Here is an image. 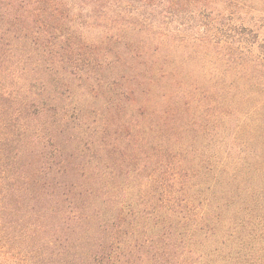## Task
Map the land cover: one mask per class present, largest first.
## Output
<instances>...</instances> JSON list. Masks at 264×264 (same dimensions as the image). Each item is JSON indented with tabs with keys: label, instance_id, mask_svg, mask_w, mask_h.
Wrapping results in <instances>:
<instances>
[{
	"label": "trees",
	"instance_id": "obj_1",
	"mask_svg": "<svg viewBox=\"0 0 264 264\" xmlns=\"http://www.w3.org/2000/svg\"><path fill=\"white\" fill-rule=\"evenodd\" d=\"M83 18L113 22L115 31L106 32L103 41L118 42L120 49L77 36L75 23ZM149 34L163 44L178 40L172 49L185 41L204 45L240 66L258 87L249 99L262 96L253 110H264V0H0V264H264L243 235L250 229L249 238L264 240V149H248L244 168L228 169L230 154L222 155L212 168L214 182L207 184L204 177L212 169L197 161V154L188 159L189 147L169 144L166 152L155 146L158 157L173 158L171 165L165 171L160 164L149 167L140 187L127 183L124 191L111 179L89 181L95 168L73 163L87 155L89 134L98 132L93 147L97 143L99 151L111 147L101 136L115 122L116 133L119 127L139 133L136 151L145 158L157 154L145 150L150 139L141 135L140 120L147 117L143 104L129 119L124 108L134 107L137 94L152 91L138 87L154 81V74L157 79L169 74L153 68L145 77L149 60L127 72L114 73L111 65L133 58L124 36L134 41ZM53 54L57 61H47ZM32 58L40 75L29 80L22 95L2 83L5 75L18 81L14 68L26 69ZM102 71L109 75L101 76ZM71 84L106 101L112 116L110 125L99 120L102 134L91 130L96 123L84 114L86 108L67 102L73 97ZM177 96L178 89L160 95L155 111L161 117L154 128L176 120ZM73 130L86 140L82 148L78 143L64 151L59 139ZM144 166L138 173L147 170ZM229 170L239 173L232 176ZM226 173L234 180L219 178ZM238 176L257 179L238 181ZM233 186L243 193L239 201L231 195ZM228 195L230 207L222 208Z\"/></svg>",
	"mask_w": 264,
	"mask_h": 264
},
{
	"label": "rangeland",
	"instance_id": "obj_2",
	"mask_svg": "<svg viewBox=\"0 0 264 264\" xmlns=\"http://www.w3.org/2000/svg\"><path fill=\"white\" fill-rule=\"evenodd\" d=\"M75 27H77L76 35L91 45L98 46L100 43H104L105 46L114 51L120 49V43L118 42L109 41L106 43V41H103L106 38V32L115 31V26L111 21H87L83 18L76 20ZM65 28L67 29V27ZM144 35L135 37L134 41L132 39L128 40V35L124 36L121 41L128 42L131 52H133V58L131 60L129 57L130 61L121 63L118 61L111 65L112 67L114 66V73L119 70L127 72L139 65L137 64L138 61L149 60L143 66V75L145 77L151 75L153 68L158 73L169 74L161 79L155 78L154 74V81L144 82L138 87L139 91L151 88L152 91L137 94L135 101L131 99L134 107H129V104H127L124 108L127 109L126 113H128V116L124 119H129L131 115L135 114L137 110L135 107L143 104L142 110L147 117L140 120L141 135L144 132L145 138L149 137L151 147L149 146L150 149L148 147L145 150L156 152L157 154L154 155V158H145V155L136 151L135 140L139 137V133L135 132L134 127L130 131L119 127V132H115L117 123L114 121V116L111 121L113 120L115 125L111 124L106 133L102 134L101 128L99 130V127H97L99 120L108 123L107 117L108 115L110 117L111 114L110 110L107 111L105 108L106 101L102 98L98 100L83 95L81 88L76 87L75 84L70 85L73 97L69 98L67 102H73V104L86 108V110L84 109V114L92 115L90 122L95 121L96 123L92 125L91 130H99L103 135L101 138L105 137L111 147L108 146L106 148L108 153L107 150L99 151L97 143L93 147L94 140H98V132L94 135H88L87 140L91 141V145L83 137L78 139V134L74 130L70 133H65V136L59 139L60 146L64 151L71 152V149H75L78 143L82 148L85 141L87 155L83 156L81 160L75 159L73 163L85 164L90 170L95 168V170L90 171L89 181L101 178L111 179L123 191L127 188V183L131 185L137 184V188L140 187L139 182L146 179L144 176L150 175L151 168L149 167L160 164L161 170L165 171L167 169L166 165H171L169 161H172L173 158L164 154L158 157L157 149H152L155 146H158L163 151H166L169 144H173L175 147L179 144L182 147L187 146L192 150V153H188V159L197 154L196 160L200 161L203 159L208 166L207 168L210 169L214 167L216 160L222 159V155L230 154V159L226 161L229 166L228 169L234 166L244 168V160L247 159L248 149H259V151L264 149V110H253L260 103L262 96L249 99L250 93L257 91L258 87L254 86L253 81L249 80L246 71L240 66V68H234L236 65L228 62L226 58L218 57L215 51L205 48L204 45L201 46L185 41L181 42V46L178 45L175 49H172V44H179L178 40L173 41L172 44L169 41L163 44L156 41L157 35L155 34H149L146 38H144ZM153 38L156 40H152ZM28 47L27 44L25 48L27 49ZM101 49L105 48L102 47ZM55 50L59 51V47ZM53 55V57L48 55L46 57L47 61H52V59L57 61L58 56L56 54ZM99 56L103 58V50ZM34 68L41 67L37 65L35 58H32L26 69L19 66L14 68L15 76L19 78L18 81L15 77L9 78V76L5 75L7 78L2 83L22 95L20 90L24 89V86L31 81L32 77L40 75L35 72ZM9 69L10 71L13 70V68ZM107 71L110 70L108 69ZM107 71H102L100 73L101 76L109 75ZM25 78H27L26 82H24ZM177 82L180 84L179 87L175 86ZM174 89H178L179 92V96H177L179 110L176 120L168 123L167 126L160 125L154 128L155 119H160L161 117L159 112L155 111L158 104L162 102L160 95L162 94L163 97V92L170 93ZM250 111L252 113L248 115ZM113 113H115V116H119L118 113L120 111L116 112L114 110ZM123 115L121 113V116ZM116 120L118 121L117 118ZM245 122L246 124H244ZM108 124L110 125V122ZM152 130L153 134H151ZM73 134L76 138L73 137ZM126 134L129 136L125 137ZM161 138L162 143L159 142ZM118 142L120 145L114 146L113 143ZM157 142L159 145L156 144ZM242 158L243 160H241ZM88 160L91 163H88ZM144 165H146L147 170L145 169V171L138 173V168ZM107 171H113L114 177L110 178V176L106 175ZM238 171H231L232 176H237ZM138 174H142L141 177ZM74 175L79 174L76 172ZM215 177L216 175L212 169L211 171L207 170L204 179L209 184L214 182ZM230 177L226 173L219 178L226 182ZM240 177L238 176V181L246 179ZM230 179L233 178L231 177ZM256 179V176H248L246 181H256ZM219 185L218 189L222 188V184L219 183ZM231 191V195H235L237 201L243 196V193L240 190H236L235 186L231 188ZM230 201L231 196H226L221 202L222 208L223 206L225 208L230 207ZM256 211L257 214L262 213L261 211ZM255 225L256 223L251 225V227L255 229ZM249 232L250 229H247L245 233L243 231V235L247 237L246 243L250 251L257 255L260 254L264 259V240H257L254 237L249 238Z\"/></svg>",
	"mask_w": 264,
	"mask_h": 264
}]
</instances>
